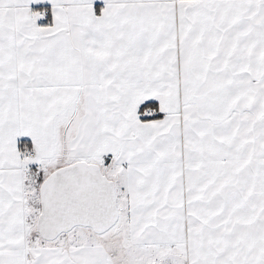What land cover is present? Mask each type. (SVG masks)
I'll list each match as a JSON object with an SVG mask.
<instances>
[{
  "label": "snow or ice",
  "instance_id": "6c2138e0",
  "mask_svg": "<svg viewBox=\"0 0 264 264\" xmlns=\"http://www.w3.org/2000/svg\"><path fill=\"white\" fill-rule=\"evenodd\" d=\"M0 264H264V0H0Z\"/></svg>",
  "mask_w": 264,
  "mask_h": 264
}]
</instances>
